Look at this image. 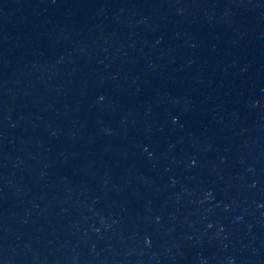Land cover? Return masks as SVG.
Here are the masks:
<instances>
[{"label": "water", "instance_id": "obj_1", "mask_svg": "<svg viewBox=\"0 0 264 264\" xmlns=\"http://www.w3.org/2000/svg\"><path fill=\"white\" fill-rule=\"evenodd\" d=\"M0 264H264V0H0Z\"/></svg>", "mask_w": 264, "mask_h": 264}]
</instances>
